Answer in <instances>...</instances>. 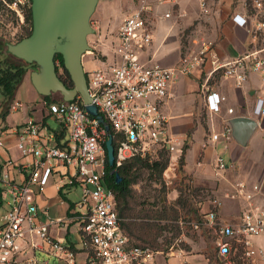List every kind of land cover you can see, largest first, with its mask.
<instances>
[{
    "label": "built area",
    "instance_id": "obj_1",
    "mask_svg": "<svg viewBox=\"0 0 264 264\" xmlns=\"http://www.w3.org/2000/svg\"><path fill=\"white\" fill-rule=\"evenodd\" d=\"M31 4V0H0V5L22 22ZM253 7V15H233L254 40L248 52L220 64L213 47L205 43L200 50L186 54L179 65L164 67L142 59V53L153 43V30L146 15L147 0H139V6L120 26L113 59L86 73L91 103L110 130L87 110L80 95L75 100L45 103L47 116L54 118L56 127L29 117L9 128L0 111V207L8 208L0 226V264H77V244L50 231L52 225L63 228V219L48 213L44 222L39 217L37 199L55 177L59 188H81L76 220L82 248L86 249L85 264H142L153 260L155 252L150 247L132 245L122 228L124 219L118 214L115 193L106 179V141L111 134L114 171L137 157L156 160L161 152L168 153L169 168L176 169L185 142L170 130V118L163 106L180 74H191L211 61V73L223 68V74L233 78L237 86L245 85L254 72L262 74L264 82V0H253ZM223 99L219 93H207L208 109L219 113ZM22 107L20 101L11 105L14 110ZM228 112L233 113V108ZM253 112L264 130L263 97L257 98ZM232 134L233 128L227 124L213 131L211 140L227 142ZM12 135L14 143L8 140ZM214 167L216 174L222 175L230 164L217 155ZM230 186V198L242 204L239 222L220 221V202L214 198V209L199 220H181L180 224L216 231L219 264H237L239 258L242 264H258L264 250L254 238L264 234V209L258 203L263 183L235 180ZM175 253L186 255L183 249L171 252ZM184 264L189 262L185 260Z\"/></svg>",
    "mask_w": 264,
    "mask_h": 264
},
{
    "label": "crops",
    "instance_id": "obj_2",
    "mask_svg": "<svg viewBox=\"0 0 264 264\" xmlns=\"http://www.w3.org/2000/svg\"><path fill=\"white\" fill-rule=\"evenodd\" d=\"M138 6L139 0H99L91 17L96 39L94 48L106 58L88 59L85 53L83 63L86 71L103 67V61L113 59L120 26ZM147 6L146 15L153 30V43L142 53V59L149 64L177 66L186 54L200 50L205 43L213 47L222 64L245 54L254 46L248 29L233 20L235 14L253 15V0H147ZM10 44L15 43L10 41ZM87 52L93 53L91 49ZM212 69L211 61H207L191 74H180L171 84V97L163 109L170 118V130L185 142V163L180 173L193 187L209 190V196L220 202V221L235 223L239 222L242 213L241 202L229 196L230 184L235 180H247L250 184L262 182L258 203L264 209V130L258 125L253 112L257 98H264V82L262 74L254 72L245 85L237 86L233 78L223 74V68L211 73ZM31 71L26 73L8 107L5 106V99L1 103V115L9 128L29 117L46 122L51 117L47 116L45 95L40 94L29 81L28 74ZM25 81H28L34 95L41 96L40 99L30 100V93L26 94L29 100L20 97V87ZM209 92L224 97L219 113H212L208 109L206 94ZM17 101L23 107L14 110L11 105ZM229 108H233V113L228 112ZM5 111H8L6 116ZM12 116L14 119H11ZM248 120H254L256 124H250ZM227 124L233 128L231 139L227 142L211 140L213 131ZM8 140L14 143L15 136H10ZM217 155H222L230 164L222 175L215 172ZM57 180L55 177L37 199L40 220L44 222L47 213L53 218L63 219V228L51 226L52 235L83 249L76 220V203L82 192L78 200L70 199L69 194L79 186L59 188ZM254 243L264 250V234L256 236ZM212 249L209 247L208 251L198 252L193 249L185 251L186 255L175 253L168 258L161 257L158 264H184L185 260L189 264H219L218 248ZM80 252L78 255L82 254ZM83 253L86 259V253ZM237 261L240 262V258ZM238 264H242V261ZM258 264H264V254Z\"/></svg>",
    "mask_w": 264,
    "mask_h": 264
},
{
    "label": "rangeland",
    "instance_id": "obj_3",
    "mask_svg": "<svg viewBox=\"0 0 264 264\" xmlns=\"http://www.w3.org/2000/svg\"><path fill=\"white\" fill-rule=\"evenodd\" d=\"M28 28L29 23L25 18L22 22L20 17L8 12L0 5V37L16 43L27 33ZM89 43L93 53L87 52L85 58H106L103 53L94 48L96 39L93 34L89 35ZM33 71L29 72L28 78L39 92L32 79ZM30 90L28 81H25L20 87V97L23 100H29V98H26V94L30 93V100L41 98L40 95H34ZM52 98L55 100L63 99L60 92L52 93ZM3 99L4 96L0 91V106ZM11 119H14V117L12 116ZM47 121L52 127L58 125L52 117H49ZM156 160L166 161V168L161 172L142 167L139 170V183L134 185L136 192L132 204L134 207L133 215L141 216L144 219V221H137V223L142 227L141 232L145 237L144 241L137 242L148 245L155 252L153 260L142 264H158V259L161 257L168 258L172 255L173 250L191 251L195 249L198 252L205 249L208 251L209 247L216 250L218 248L216 243L217 234L213 228L203 226L201 229L196 230L190 225L182 226L180 224L181 220H199L202 214L214 209V198L209 196V190L193 187L185 180L186 177L180 173L182 168L181 159L175 170L169 168V155L167 152H161ZM80 189V187L75 188L69 194V198L78 200L81 193ZM7 209L6 205L0 207V226L5 222ZM78 251H81L82 254L78 255L77 264H85L83 257L85 256L83 253L85 250L77 248L76 252Z\"/></svg>",
    "mask_w": 264,
    "mask_h": 264
},
{
    "label": "water",
    "instance_id": "obj_4",
    "mask_svg": "<svg viewBox=\"0 0 264 264\" xmlns=\"http://www.w3.org/2000/svg\"><path fill=\"white\" fill-rule=\"evenodd\" d=\"M33 28L29 36L15 44L9 50L15 56L27 61H36L39 68L32 72V79L43 95L60 92L64 100H71L80 95L87 110L104 123L107 130L110 126L92 104L88 90L87 71L83 57L89 51V35L95 32L91 17L99 0H31ZM62 54L65 68L68 70L73 86H67L60 78L55 57ZM256 124L254 120H248ZM249 126V125H247ZM110 134L106 141L108 161L115 162V147ZM116 173V181H121Z\"/></svg>",
    "mask_w": 264,
    "mask_h": 264
},
{
    "label": "trees",
    "instance_id": "obj_5",
    "mask_svg": "<svg viewBox=\"0 0 264 264\" xmlns=\"http://www.w3.org/2000/svg\"><path fill=\"white\" fill-rule=\"evenodd\" d=\"M26 21L29 23V28L27 33L23 35L21 39L29 36L32 32L33 21H32V11L31 7L28 9L25 15ZM19 40V41H20ZM10 41L5 40L0 37V91L5 99V106L8 107V104L12 102L15 98L16 91L20 84L23 82L26 73L29 70L38 69L39 65L36 61H27L22 58H19L13 55L9 50ZM56 68L60 78L67 86H73V81L68 70L65 68L64 59L62 54H57L55 57ZM47 102L52 101L51 94L45 95ZM71 98V100H75ZM8 114V111L4 112V116ZM63 136V134L61 135ZM185 152L181 157V167L185 163ZM167 166V162L161 160L150 161L146 158H134L129 161H126L122 166L118 167L115 171V166L110 165L107 160V174L106 179L108 185L113 189L115 193L117 211L122 221L121 225L125 233L128 235L132 245L149 247L148 245L141 244L137 241H144L145 237L141 232L142 227L137 221H144L141 216H134V207L132 206L133 200L135 199L134 195L136 189L134 188L135 184L139 183V170L142 167L150 168L151 170L163 171ZM182 169V168H181ZM116 173H119L121 176V181H116ZM201 187H199L200 189ZM204 189V188H201ZM73 206V203L70 204ZM143 226V224H142ZM140 231V233H138ZM86 250V249H84ZM241 262V260H240ZM237 261V264L240 263Z\"/></svg>",
    "mask_w": 264,
    "mask_h": 264
}]
</instances>
